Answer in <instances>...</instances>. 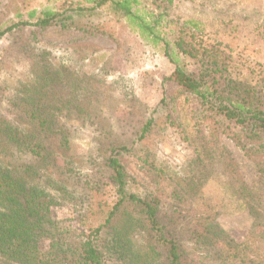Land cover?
<instances>
[{
    "label": "rangeland",
    "instance_id": "1",
    "mask_svg": "<svg viewBox=\"0 0 264 264\" xmlns=\"http://www.w3.org/2000/svg\"><path fill=\"white\" fill-rule=\"evenodd\" d=\"M91 7L82 0H0V128L38 143L45 153L38 170L68 192L48 189L56 199L51 234L77 243L105 220L117 198L113 155L126 194L158 198L160 223L175 232L187 264H264V136L236 143L218 114L169 79L176 66L192 68L187 55L174 62L111 6ZM137 7L161 15L168 52L177 50L179 36L188 47H213L229 76L264 100V0H139ZM45 11L56 13L55 21L37 25ZM19 22L26 24L7 30ZM2 145V162L34 161L10 142ZM127 214H136L130 202L112 224ZM206 224L207 236L191 233ZM125 232L133 250L147 248L140 227ZM110 236L107 226L100 245ZM50 241L41 239L40 248ZM103 251L106 264H141Z\"/></svg>",
    "mask_w": 264,
    "mask_h": 264
},
{
    "label": "trees",
    "instance_id": "2",
    "mask_svg": "<svg viewBox=\"0 0 264 264\" xmlns=\"http://www.w3.org/2000/svg\"><path fill=\"white\" fill-rule=\"evenodd\" d=\"M82 1L92 4V9L111 6L142 40L153 46L162 44L164 54L174 62L179 55H187L192 60V68L184 70L176 66L169 79L194 94L214 114H218L224 121L223 125L229 127L228 134L236 143H239L238 139L242 136H264V100L253 85L229 76L225 61L218 59L213 47L198 43L188 47L182 36H179L177 42H173L177 50L170 53L166 48L169 42L159 30L161 15L140 10L137 7L139 0ZM44 13L36 20L37 25L44 26L55 21L56 13ZM19 24L26 22L12 24L7 30ZM185 24L189 25L188 22ZM192 27L194 26L189 25L187 31L195 38ZM44 123L39 118V124ZM148 127L149 122H146L139 137L145 136ZM234 128L238 131H233ZM0 141H8L13 145V150L34 158L30 159L34 161L26 163L0 161V264H106L107 256L103 249H112L119 257L128 256L126 259L139 261L141 264H187L175 232L160 223L158 198L152 195L126 194L125 174L119 160L113 155L108 157V166L117 198L105 220L90 229L88 234L84 232L79 242L71 244L62 240L60 235L51 234L54 219L50 208L56 199L48 189L52 187L59 191V195L68 192L56 180L38 170L36 160L42 161L45 153L41 152L38 143L32 144L27 135H20L8 125L0 128ZM202 148L200 152L207 153L206 148ZM0 149L6 151L5 145ZM222 152L234 164L224 148ZM126 202H130L136 210L135 216L127 214L122 216L121 224H112L114 215ZM107 226L111 227V236L101 246L100 234ZM138 227L143 230L147 244V248L141 252H136L138 250H133L128 245L125 232ZM210 231L211 225L206 224L201 229L194 228L191 233L197 237H205ZM44 238H50L51 241L49 247L43 250L39 242Z\"/></svg>",
    "mask_w": 264,
    "mask_h": 264
}]
</instances>
